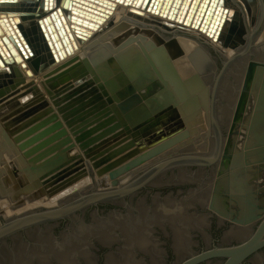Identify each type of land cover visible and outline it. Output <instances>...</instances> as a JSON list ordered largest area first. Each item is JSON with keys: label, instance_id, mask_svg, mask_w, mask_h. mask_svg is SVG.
I'll return each instance as SVG.
<instances>
[{"label": "water", "instance_id": "obj_1", "mask_svg": "<svg viewBox=\"0 0 264 264\" xmlns=\"http://www.w3.org/2000/svg\"><path fill=\"white\" fill-rule=\"evenodd\" d=\"M51 1L19 7L39 11ZM85 1L73 3L96 7ZM125 2L140 13L134 6L150 3L158 10L161 0ZM186 9L195 23L215 32L199 40L214 65L199 112L184 110L182 97L138 95L134 78L155 85L152 73L126 72L117 66L100 71L84 62L49 71L42 80L46 94L38 92L29 99L22 95L23 101L6 115L0 128L9 147L0 150V159L4 161V153L10 159L14 151L18 159L12 166L24 176L6 178L18 206L0 222V264H211L217 258L221 264H243L248 258L264 264V0H256L255 18L245 15L240 0H192ZM58 12L60 6L43 20L63 55L51 25ZM73 27L79 38L86 34ZM18 31L37 54L28 76L55 65L50 54L40 58L39 45L23 26ZM5 65L0 68V87L5 86L1 94L13 90L9 97L20 89L29 94L37 88L27 85L23 74L11 77ZM4 75L7 79L1 81ZM187 96L188 104H193L196 97ZM203 111L205 131L215 150L207 155L206 149H181L193 136L200 138ZM170 119L172 123L164 125ZM13 130H22L27 137L17 147L14 141L21 133L12 139ZM76 146L82 154L70 153ZM89 174L94 181L108 176L114 188L97 193L90 184L88 191L94 194L63 197ZM256 181L259 191L254 189ZM147 186L160 188L150 200L146 194L153 190L141 191ZM138 193L144 195L134 200ZM214 217L219 227L224 219L234 221V226L223 228L221 240L236 243L198 252L199 234L205 246L213 240L209 228ZM171 253V259H165Z\"/></svg>", "mask_w": 264, "mask_h": 264}, {"label": "bare ground", "instance_id": "obj_2", "mask_svg": "<svg viewBox=\"0 0 264 264\" xmlns=\"http://www.w3.org/2000/svg\"><path fill=\"white\" fill-rule=\"evenodd\" d=\"M43 1L21 0L18 3H7L5 1L0 3V68H3V63H6L5 68L10 70L11 77L23 74L28 80L27 85L32 83V87H37L29 94H24L25 90L21 91L22 89L17 94H12L9 97L6 95L13 90H5L3 94L0 93V124L2 126L6 115L23 101L22 95L24 98L29 99L32 94L38 92L46 94L42 80H45L44 76L49 71L52 70L57 73L58 69L84 62L93 65L95 69L100 71L109 66H117L126 72H133L134 70V73L147 71L154 74L157 78L155 85H152V81L149 79L138 83L134 78L138 95L150 93L160 97L163 95L172 96L179 100L184 93H187L202 98V90H194L195 88L192 86L187 90H183L178 86V82L198 76L203 83V88L206 90L203 93L208 96L214 76V65L211 59L200 49L199 40L213 36L215 32H211L201 22L195 23V17L188 16V9L186 8L190 6L192 0L187 1L186 8H183L184 0H178V2L176 0L172 2L161 0L158 10L153 7L150 8V3L144 8L134 6L140 13L132 11L133 4L126 3L125 0L119 2L110 0V6H105L103 3L94 0H83L89 4H95L96 7H90L83 3L74 4L73 0H67L66 4L65 0H52L49 2L47 9L43 7L39 11L22 10L20 8L22 5H29L33 8ZM247 2L251 5V13L246 8L244 0H240L245 15L251 17L252 13L254 15L256 13V0H247ZM59 6L61 12H58L55 18L51 17V25L54 29L52 32L56 35V43L60 50L64 52L63 55L52 38L48 24L43 20ZM103 7L108 10H101L100 8ZM72 16L83 20V22L73 20ZM21 26L25 28L34 43L39 45L36 49L39 48L40 58H48V54H50L55 62V65L50 69L34 74L32 77L27 75V71L30 63L37 58V54L35 48L29 47L23 35L18 31ZM73 26L78 27L86 34L79 38V32ZM45 32L48 38H46ZM18 42L23 43V48ZM50 42L54 49L50 46ZM185 60L194 68L193 72L180 69L185 64ZM160 77L166 81V84L160 80ZM5 79L7 78L4 75L1 81ZM2 88H5V86L0 87V92ZM172 106L175 105L172 104ZM172 106L170 112L175 110ZM204 106L205 104L202 105V107ZM191 114L196 117L195 113ZM57 117L61 119V115L58 114ZM170 123H172V119L164 125ZM199 125H203L205 128V120L200 122ZM22 132V130H13L11 138L13 139L14 135L18 136ZM203 133V136L199 135L202 138L201 141L196 140L194 137L192 142H187L183 148L181 146V149L201 148L207 149V154L215 152L210 141L205 138L207 134ZM21 134L18 137L20 140L18 142L14 141L15 147L27 139L25 134ZM8 147L5 134L1 132L0 128V150L8 149ZM30 147L25 146L24 149ZM82 152L83 150L78 146L70 150V153L82 154ZM12 153L10 159L5 153L3 154L4 161L0 159V214H3V217L0 215V222L18 206L17 202L10 197L9 187L5 183L6 178L20 179L24 176L23 173L15 172L12 163H15L18 159V155L14 151ZM147 164L142 168L143 170L147 169ZM11 169H13L11 176L4 178L3 170L8 171ZM90 176L89 174L87 177L88 181L86 178L78 184L76 190L63 197L86 195L88 193L86 190H88L90 184L95 185L93 191L97 193L113 189L115 186L108 176L95 177V181ZM27 179L29 182L32 181L29 174ZM18 186H20V183ZM19 189L21 191V188ZM18 191L13 190L15 194ZM22 191L26 190L22 189Z\"/></svg>", "mask_w": 264, "mask_h": 264}, {"label": "flooded vegetation", "instance_id": "obj_3", "mask_svg": "<svg viewBox=\"0 0 264 264\" xmlns=\"http://www.w3.org/2000/svg\"><path fill=\"white\" fill-rule=\"evenodd\" d=\"M194 167H197L196 165H194ZM149 186V185H148ZM147 186V187H148ZM172 188H170V187H167V190L169 191V190H171ZM177 187H174L173 189H172V191H177ZM254 189H255V191H259V187H258V181H256V183H255V185H254ZM147 190H149V191H151V190H153V192L152 193H149V194H146V196H147V199L148 200H150L151 199V197H152V195H153V193H154V190H160V188L159 187H156V186H153V187H151V188H142L141 189V191H147ZM167 191V192H168ZM166 192V193H167ZM141 193V192H140ZM140 193H138L137 195H135L134 196V200H138L139 198H141L144 194H140ZM163 196H165V195H163ZM254 201H255V203H256V205H257V203H258V199H257V197H255L254 196ZM217 219L218 218H216V217H214V218H212V219H210L211 221H212V228L210 229L209 228V231L212 233V238H213V240H212V242L209 244V245H204L202 242H201V236H200V234L197 236V241H198V245L196 246L197 247V251L198 252H201L203 249H206V248H213L215 245H217V246H227V245H231V244H233V243H236V241H232L231 243L230 242H222V240H221V237H222V233H223V231H224V229L223 228H230L231 226H234L235 224H234V221H232L231 219L229 220V219H224L223 221H224V225L223 226H221V227H219L218 225H217ZM249 227V226H248ZM256 227H253V231H255L256 229H255ZM162 238V237H161ZM211 238V239H212ZM165 245V244H164ZM168 245V244H167ZM195 246V245H194ZM193 246V247H194ZM196 251V253H198ZM261 254H262V256L264 257V248L262 249V251H261ZM174 255V254H173ZM171 257H172V253L169 255V256H167L165 259H171ZM221 258H217V260L213 263H211V264H221V262H222V260H220ZM217 262V263H216ZM202 264H206V262L204 261V262H202ZM243 264H253V261H252V258L251 259H247Z\"/></svg>", "mask_w": 264, "mask_h": 264}, {"label": "rangeland", "instance_id": "obj_4", "mask_svg": "<svg viewBox=\"0 0 264 264\" xmlns=\"http://www.w3.org/2000/svg\"><path fill=\"white\" fill-rule=\"evenodd\" d=\"M247 8V7H246ZM250 10V9H249ZM247 12L249 13V11L247 10ZM250 13H251V10H250ZM251 17H253V18H255V15H254V13H252L251 14ZM180 69H182L183 71H187V72H193L194 71V68L193 67H191L189 64H188V61L187 60H185V64L183 65V67H181ZM178 86L181 88V89H183V90H187V88H191V86L193 87V88H195L194 90H202V98H198V97H196V99H195V101H192V103L193 104H191V105H189L188 104V102H187V93H184L183 95H182V106L184 107L183 109L184 110H186V111H189V110H191V111H193V112H199L200 110H201V108H204V107H202V105L203 104H205V101H206V98H207V96H206V94H204L203 92H205L206 90L203 88V83H202V81H201V79L198 77V76H193V77H191L190 79H188V80H183V81H181V82H178ZM192 98H193V96H191ZM203 118H204V120H205V112L203 111ZM176 122V121H175ZM198 126H199V124H198ZM205 129V128H204ZM204 129H201V126H199L198 127V130H200L199 131V135L200 136H203V132H205L206 133V131L204 130ZM199 136V137H200ZM193 137H196V136H193ZM206 138V140H209L208 139V136H206L205 137ZM201 139L202 138H197L196 140H200L201 141ZM207 149H206V155H207ZM12 171H13V169H11V170H3V174H4V178L6 177V176H11V174H12ZM6 183V182H5ZM92 187H94V185L92 184ZM90 190H92V189H90ZM86 191H88V190H86ZM94 194L92 191H88V193L86 194V195H88V194ZM86 195H83V196H86ZM2 217H3V214L1 213L0 214ZM6 217H4V219H5Z\"/></svg>", "mask_w": 264, "mask_h": 264}]
</instances>
